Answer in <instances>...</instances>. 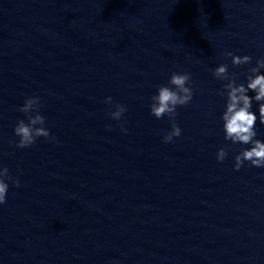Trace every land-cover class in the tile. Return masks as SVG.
I'll list each match as a JSON object with an SVG mask.
<instances>
[{
    "label": "clouds",
    "instance_id": "9594fccd",
    "mask_svg": "<svg viewBox=\"0 0 264 264\" xmlns=\"http://www.w3.org/2000/svg\"><path fill=\"white\" fill-rule=\"evenodd\" d=\"M225 56L231 57L233 66L248 65L252 61L249 55H234L231 51H226ZM264 69V57L256 60L255 67L248 71L247 83H237L236 73H229L227 64H220L212 70L214 78L227 81L223 84V90L219 95L226 96L225 111L222 113L223 131L225 140L231 141L232 144L249 145L250 147L242 148L234 156V170L239 171L245 162L250 167L264 168V141L257 139L256 122L259 120L264 125V74L260 70ZM170 86L161 85L157 89V94L151 97L150 114L157 119L167 116L171 122V131L167 132L163 139L169 143L174 137L181 135V128L176 124L177 107L189 104L193 97V91L190 87L191 74L187 71L173 72L169 78ZM254 95H249V93ZM253 102L258 105V115L252 110ZM105 103L111 105L112 98L107 97ZM43 107L39 97H27L19 111L24 113L27 123L24 119L19 120L13 131L19 137L16 147L27 148L36 143L40 137L48 139L49 130L44 126L45 117L41 115L40 109ZM126 107L121 104L115 105V110L110 111L108 115L111 119L120 121L125 113ZM123 131H127L121 125ZM54 139V138H53ZM228 156V150L224 147L218 149L216 159L223 162ZM12 181L16 186H20L18 179H13L9 175L7 167L0 166V205L6 203V194L8 183Z\"/></svg>",
    "mask_w": 264,
    "mask_h": 264
}]
</instances>
